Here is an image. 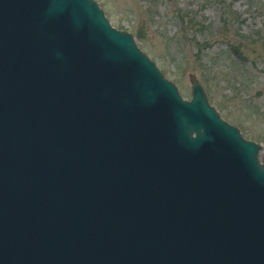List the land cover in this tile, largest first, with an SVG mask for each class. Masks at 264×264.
I'll use <instances>...</instances> for the list:
<instances>
[{
    "label": "water",
    "instance_id": "obj_1",
    "mask_svg": "<svg viewBox=\"0 0 264 264\" xmlns=\"http://www.w3.org/2000/svg\"><path fill=\"white\" fill-rule=\"evenodd\" d=\"M189 94L96 0H0V264H264V148Z\"/></svg>",
    "mask_w": 264,
    "mask_h": 264
},
{
    "label": "rangeland",
    "instance_id": "obj_2",
    "mask_svg": "<svg viewBox=\"0 0 264 264\" xmlns=\"http://www.w3.org/2000/svg\"><path fill=\"white\" fill-rule=\"evenodd\" d=\"M96 1L183 99L193 76L220 118L264 148V0Z\"/></svg>",
    "mask_w": 264,
    "mask_h": 264
},
{
    "label": "flooded vegetation",
    "instance_id": "obj_3",
    "mask_svg": "<svg viewBox=\"0 0 264 264\" xmlns=\"http://www.w3.org/2000/svg\"><path fill=\"white\" fill-rule=\"evenodd\" d=\"M4 67V66H2ZM13 105V104H12ZM1 112H13V108L9 105L7 106L6 104L4 106H2L1 108Z\"/></svg>",
    "mask_w": 264,
    "mask_h": 264
}]
</instances>
